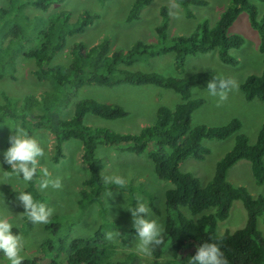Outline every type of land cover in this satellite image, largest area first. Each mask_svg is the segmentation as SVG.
Segmentation results:
<instances>
[{
	"label": "trees",
	"instance_id": "1",
	"mask_svg": "<svg viewBox=\"0 0 264 264\" xmlns=\"http://www.w3.org/2000/svg\"><path fill=\"white\" fill-rule=\"evenodd\" d=\"M150 1L132 0L126 21L137 19L140 10ZM61 2L62 0H6V6H0V78L7 75L14 79L16 60L21 56L33 61L32 75L48 86L38 96L26 94L12 99L1 94L0 122L6 119L17 121L31 137L35 127L49 131L53 136V162L62 156L61 144L64 141L70 138L80 141V160L86 166L87 175L78 189L76 204L79 208L96 203L103 212L100 194L106 184L100 176L101 161L94 154L97 144H108L132 154L145 153L153 162L156 176L172 184L164 192L166 214L168 210L176 211L178 207L186 208L191 215L199 214L195 219L186 218L180 212L173 217L166 216L163 222L164 243L154 247L148 264H189L197 248L204 243H217L229 264H264V238L256 228L257 217L264 214V196L253 199L245 188L234 186L226 180L227 170L238 160L244 159L249 162L254 181H264V119L253 144H248L245 136L237 133L240 128L237 118H231L219 126H190L191 113L203 103L200 98H189L190 90L197 86L206 89L213 75L196 72L186 77H165L156 72L130 71L125 68L138 57L171 52L174 67L180 70L186 55L205 53L215 48L222 63L234 65L236 60L229 54V50L239 47L242 38L236 34H227L228 27L245 10L249 25L259 34L258 49L263 52L264 13L258 20L256 7L249 0H229L213 26L209 27L203 20L192 33L167 39V9L160 6V22L154 26L157 37L155 43L137 40L126 50H114L110 48V40L103 37L90 46L73 41L65 48L67 37L83 33L96 18L94 14L82 12L74 21H70L69 14L60 10L37 17L35 24L24 13L29 6L44 13L52 5ZM175 3L180 5L186 17H190L189 5H205L206 1L175 0ZM64 48L67 53L66 63L50 65L55 53ZM122 83L152 84L171 89L180 96V101L172 108L159 106L155 121L141 128L137 134L114 133L83 124L82 118L86 113L105 119L121 118L127 113L120 105L92 98L77 100L68 118L51 117L52 107L57 100L56 94L63 92H59L62 88H68L74 93L84 85L113 86ZM239 87L246 100H264V58L260 74L248 75ZM231 134H235L232 147L215 162L212 176L205 185H200L190 173L178 169L179 163L188 157H204L207 149L202 146V139H223ZM35 183L34 179L23 191L31 192L35 199L43 202V196ZM235 199L241 201L246 211L244 225L231 233L217 234L216 222L227 217L231 202ZM128 204L130 208L136 206L134 199ZM208 208H212V211L204 212ZM32 225L24 214L21 227L12 228V231L14 234L20 230L24 232ZM60 225L62 223L57 217L52 216L44 227L53 234L59 230ZM166 243L170 252L160 259ZM49 244L50 240L42 242L40 252L32 257H24L23 264H54V258H46ZM62 249L61 246L58 252H62ZM109 254L110 245L105 244L102 227L99 226L90 236L75 237L68 241L64 264H109ZM127 256L131 254L128 253Z\"/></svg>",
	"mask_w": 264,
	"mask_h": 264
},
{
	"label": "rangeland",
	"instance_id": "2",
	"mask_svg": "<svg viewBox=\"0 0 264 264\" xmlns=\"http://www.w3.org/2000/svg\"><path fill=\"white\" fill-rule=\"evenodd\" d=\"M132 0H62L54 4L47 12L42 13L29 6L24 13L33 19L46 16L48 13L60 10L69 14V20L74 21L82 12L94 14L96 18L88 25L83 33L68 36L66 46L73 41H80L86 46L96 43L103 37L110 40V48L126 50L133 42L139 40L145 43H155L157 37L154 26L160 22L159 8L167 9L166 38L176 35L186 36L195 31L196 26L205 20L209 27L213 26L225 9L229 0H205V5H189L190 17H186L181 7L171 9L170 0H151L139 12L138 18L126 21ZM256 7L257 19L264 13L263 0H249ZM6 0H0V6H6ZM227 34H236L242 38V43L237 48L229 50V54L236 60L234 65L222 63L217 56V49L205 53L188 54L184 58L180 70L175 69L173 54L171 52L158 56H141L130 65L125 66L130 71L156 72L165 77H186L196 72H206L213 76L222 75L235 79L238 85L248 75H258L263 68L264 51L258 49L260 37L256 29L249 25L247 12L242 10L227 29ZM55 53L51 64L66 63V50ZM14 79L4 75L0 78V96L5 94L12 99L21 98L26 94L38 96L47 89L46 82L37 81L32 75L33 61L25 57H18ZM63 91V92H61ZM56 94V102L51 110L54 119H65L71 116L73 104L82 98H92L99 102L120 105L127 113L121 118L105 119L86 113L83 124L104 128L121 134H137L141 128L155 121L156 109L159 106L172 108L180 101V96L171 89L152 84L132 85L122 83L113 86L84 85L76 92L71 93L68 88H62ZM191 99L200 98L203 103L193 110L190 117V126L203 124L206 126H219L231 118H237L240 128L237 133H242L248 144H253L257 131L264 119V100H246L240 87L228 93L227 100L217 104L218 97H212L207 89L197 86L190 90ZM17 121L4 120L0 122V183H3L5 172L10 171L9 165L3 163L4 153L11 146L10 133L15 134ZM33 138L45 150V156L40 158V166L36 175V187L43 196V203L54 209L53 216L62 223L56 233L45 229V224H33L19 234L24 238L23 257H32L40 252V245L45 240H50L47 247L46 258H54V264H64L66 245L75 237L90 236L99 226L102 227L104 242L110 245V254L107 258L109 264H148L149 256L137 250L139 238L133 227L131 212L128 202L134 199L146 203L150 208L147 219H154L163 225L166 216L173 217L180 212L184 217L195 219L199 214L191 215L184 207L176 211L168 210L164 205V192L171 188L170 181L159 179L153 168V162L145 153L132 154L121 151L108 144H97L94 154L102 164L100 176L120 175L127 181L125 188L115 185H106L101 191L100 200L103 206L101 212L96 203L84 208L76 204L78 189L87 175L85 164L80 160L81 144L78 139L70 138L61 144L62 156L56 162L51 160L53 153V136L43 128L35 127L32 130ZM235 134L223 139L201 140L207 149L202 159L188 157L182 160L178 169L195 176L200 185H205L211 178L215 162L233 145ZM264 163V156H263ZM51 174L52 178H59L62 187L54 190L49 187L41 191L37 181L42 178L43 170ZM226 180L234 185L245 188L253 198L264 196V181L256 183L251 175L249 162L241 159L234 163L226 173ZM103 181V180H102ZM9 184H0V218H7L13 228L19 229L25 209L17 199L19 192L23 191L25 182L12 177ZM111 193V195H110ZM110 195V196H109ZM211 212L212 208L204 210ZM246 211L239 199L231 202L228 215L223 220L216 222V233H231L244 225ZM264 214L256 219V228L264 238ZM120 233L114 239L106 238L107 233ZM62 252H58L60 247ZM170 248L166 243L162 249L160 259L169 254ZM128 253L131 256H127ZM48 263V262H47ZM0 264H10L6 256L0 252Z\"/></svg>",
	"mask_w": 264,
	"mask_h": 264
},
{
	"label": "clouds",
	"instance_id": "3",
	"mask_svg": "<svg viewBox=\"0 0 264 264\" xmlns=\"http://www.w3.org/2000/svg\"><path fill=\"white\" fill-rule=\"evenodd\" d=\"M179 4L175 0H170L171 9H178ZM239 85L235 79L226 78L222 75L213 76L207 83V92L212 97H218L217 104L227 100L229 91L238 90ZM10 147L4 153L3 163L10 166V171H4L3 183H8L13 176L25 182L24 186L36 179L37 170L40 166V158L45 156V150L36 139L31 137L28 131L17 125L15 134L9 137ZM102 180L106 185H115L117 188H125L127 181L120 175H102ZM0 183V184H3ZM41 191L51 187L58 190L62 187L59 178H52L47 169L43 170V176L38 181ZM111 195V193H110ZM109 195V196H110ZM20 204L25 209L24 214L33 224H47L54 214V209L45 203L34 198L28 191H20L17 197ZM131 212L133 227L135 228L139 243L138 252L150 256L154 247L164 243L163 225L154 219H147L150 208L146 203L138 202L134 208H128ZM13 224L7 218H0V252L6 256L10 264H23L24 257L21 252L24 248V238L12 231ZM120 233H107L106 238L114 239ZM189 264H229L224 256V252L217 243H204L197 248L196 254L191 257Z\"/></svg>",
	"mask_w": 264,
	"mask_h": 264
}]
</instances>
